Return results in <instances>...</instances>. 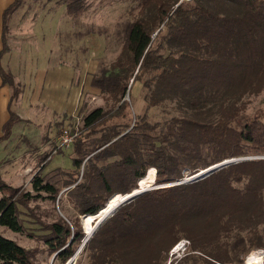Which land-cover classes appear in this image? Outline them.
<instances>
[{
	"label": "rangeland",
	"instance_id": "374dc122",
	"mask_svg": "<svg viewBox=\"0 0 264 264\" xmlns=\"http://www.w3.org/2000/svg\"><path fill=\"white\" fill-rule=\"evenodd\" d=\"M140 1L80 0L81 10L68 14L65 0H23L7 18L11 46L8 67L20 90L11 101V110L21 120L13 125L8 140L0 143V180L22 187L33 197L27 208L19 207L24 231L15 233L0 226V233L28 249L35 264H59L43 241L47 224L61 217L83 232L85 227L87 238L97 222H104L117 207L131 202L126 197L95 224L83 220L86 214L78 210L80 194L89 199L110 197L105 195L100 174L110 177L113 190L122 189L117 170L110 167L120 156L95 159L94 153H88L121 141L125 134H129L143 164L153 158L154 150H161L171 167L169 179L155 176V182L147 181L140 195L165 187H174L176 194L171 202L157 206L161 221L149 226L152 228L136 224L137 230L125 237L126 228L119 225L113 238H104L97 232L101 227L95 228V234L86 239L70 264H110V256L118 258L117 264H235L213 258H231L229 245L236 235L245 240L247 248L240 264L251 254L264 252V163L238 183L228 172L201 183L238 162L264 160V154H249L219 161L216 158L225 149L234 152L232 145L223 142L208 148L222 129L237 126L238 121L264 110V88L258 93L247 92L239 100L230 94L222 96L221 89L218 94L217 89L210 90L193 106L188 101L191 89L180 79L167 92L161 89L157 93L155 76L147 75L133 84L123 98L128 107L120 109L113 94L90 84L94 74L110 71L122 47L124 25L138 17ZM202 1L219 16L240 13L229 0ZM163 47V52L172 50L166 43ZM98 107L107 113L106 120L92 133L82 131L84 116ZM184 125L192 137L184 136ZM65 131L74 136L67 147L60 144ZM116 132L120 135L113 138ZM110 138L111 142L103 144ZM121 144L123 149H132L127 142ZM213 160L215 163L208 166ZM229 160L234 161L206 172ZM143 176L138 178L137 189ZM36 178L52 184L58 192L34 190ZM230 188L240 195L232 194ZM171 227L177 236L173 246L181 240L189 243L183 257L170 260L168 253L173 246L168 243L173 235L162 232Z\"/></svg>",
	"mask_w": 264,
	"mask_h": 264
},
{
	"label": "trees",
	"instance_id": "16d2710c",
	"mask_svg": "<svg viewBox=\"0 0 264 264\" xmlns=\"http://www.w3.org/2000/svg\"><path fill=\"white\" fill-rule=\"evenodd\" d=\"M22 1L13 0L3 11L0 77L2 83L7 84L11 89V101L18 96L20 90L12 75L2 67L1 58L8 52L7 18L20 6ZM229 1L236 5L240 13L219 16L208 9L202 0L191 2L141 0L138 17L124 25L122 47L110 71L94 74L91 78V86L101 92L113 94V97L120 103V109L128 107L129 103L123 98L131 90L133 84L143 81L147 75L155 76L153 81H155L157 93L161 92V89L167 92L172 88V83L180 79L191 89L192 94L188 101L193 106H196L201 101L200 98L210 90L217 89L216 94L222 90V96L230 94L238 97L236 100L247 92H260L264 88V0ZM65 3L68 14L81 10L80 0H65ZM164 43L168 44L169 49L172 50L163 52ZM230 73H232L231 77ZM235 77L237 78L233 80ZM219 84L221 85L218 88ZM174 92L176 90L172 93ZM106 118L107 113L101 107L91 110L83 118L82 131L92 133L94 128L102 124ZM20 120L17 114L9 110V119L2 127L0 143L10 137L13 125ZM182 133L187 138L192 137L188 125L183 126ZM118 135L120 132H116L113 138ZM128 137L129 134L122 135L121 141H113L109 146L97 151L101 147L99 146L88 153H94L95 159L114 154L119 155L120 161L113 162L110 167L117 170V178L121 181L119 184L122 185L120 191L113 190L110 177L99 175L101 185L106 191V197L115 194L105 207L107 198L92 197L89 199L82 194L78 195L79 213L89 214V216L85 215L83 220L89 221L90 224H95L108 210L122 202L126 198L123 197L125 194L137 189L139 177L144 175V178L142 177L139 181L138 191L144 189L147 181L155 182V176L158 180L171 177V167L165 163L161 150H154L153 158L143 164L141 154L136 151L135 144ZM113 138L107 139L103 144L111 142ZM123 141L131 145L132 149L128 151L121 148ZM212 141L211 144L209 143V149L219 147L223 142L230 143L234 148V152H228L225 149L222 156L216 158L219 161L249 154L253 156L264 154V110L246 117L244 121H238L237 126L222 129L218 137ZM75 142L79 143L80 140ZM214 161L208 166L214 164ZM175 162L178 163L177 160ZM262 163L264 160L241 161L210 175L201 180V183L211 181L223 172L231 173L232 180L238 183ZM75 164L80 166L81 161L75 160ZM148 167L150 168L145 173ZM32 188L51 194L58 192L52 184L47 182L43 184L40 178L32 182ZM228 190L234 195H240L239 191L232 188ZM175 191L177 190L174 187H165L135 197L129 204L117 207L113 216L103 222L104 224L97 232L105 235L104 238L108 235H112L113 238L117 236L114 233L117 226L122 225L126 228L123 234L127 237L137 230L138 225L136 224H142L143 228L157 225L161 221L157 206L167 201L171 202L176 194ZM0 194V226L15 233L23 232L19 207L27 208L33 196L30 192L24 191L22 187H13L2 180H0ZM102 221L101 219L94 227H91L87 238L95 234V228ZM135 221L137 223H134ZM45 229L48 232L47 235H43V241L50 253L55 254V259L59 264H65L73 256L86 232L85 227L83 232L80 226L61 217L47 224ZM164 230L163 235L167 233L173 235L168 243L169 247H172L177 240L173 227L170 230ZM154 246L151 254L155 251ZM229 246L231 258L228 260L218 259L217 256L215 258L212 256V258L220 263L227 261L240 264L247 251L245 240L236 235ZM117 259L110 256V264H117ZM0 264L35 263L31 260L28 249L0 233Z\"/></svg>",
	"mask_w": 264,
	"mask_h": 264
},
{
	"label": "crops",
	"instance_id": "0c3cea01",
	"mask_svg": "<svg viewBox=\"0 0 264 264\" xmlns=\"http://www.w3.org/2000/svg\"><path fill=\"white\" fill-rule=\"evenodd\" d=\"M12 2H13V0H0V50L2 49V45L1 44H2V31H3V11ZM9 41H10V39H7V44H8L9 50L1 58V65H2V67L5 70L6 69L9 70V73L10 72L12 73V70L8 67V62H9V59H10V50H11V46L9 44ZM17 60H19V58H17ZM49 82L50 83L52 82V78H51V80ZM10 96H11V89H10V87L7 84H3L2 83V79L0 77V136H1V133H2V127H3V125L9 119V110H11V100H10Z\"/></svg>",
	"mask_w": 264,
	"mask_h": 264
},
{
	"label": "built area",
	"instance_id": "2783aa9c",
	"mask_svg": "<svg viewBox=\"0 0 264 264\" xmlns=\"http://www.w3.org/2000/svg\"><path fill=\"white\" fill-rule=\"evenodd\" d=\"M183 1H186V2H189L191 0H183ZM74 139V136L70 133H68L67 131L63 132V134H61L60 136V144L62 146H69ZM188 241L187 240H181L179 242H177L170 250H169V257H170V260L171 259H177V258H181L185 255V251L187 249V245H188ZM247 258V257H246ZM246 261V259H245ZM244 261V262H245ZM168 264H170V261L168 262Z\"/></svg>",
	"mask_w": 264,
	"mask_h": 264
},
{
	"label": "bare ground",
	"instance_id": "6f19581e",
	"mask_svg": "<svg viewBox=\"0 0 264 264\" xmlns=\"http://www.w3.org/2000/svg\"><path fill=\"white\" fill-rule=\"evenodd\" d=\"M148 172V171H147ZM146 172V173H147ZM144 178V177H143ZM141 180V179H140ZM164 186H167V185H161V187H164ZM142 193V192H141ZM115 195V194H114ZM140 194H138L137 196H139ZM136 196V197H137ZM124 197V196H123ZM135 198V197H134ZM134 198H131V199H129V200H132V199H134ZM110 200V199H109ZM128 200V201H129ZM108 203V202H107ZM107 205V204H106ZM104 208V207H103ZM119 209V208H118ZM116 211V210H115ZM114 211V212H115ZM86 216H89V215H86ZM112 216V215H111ZM110 216V217H111ZM109 218V217H108ZM107 218V219H108ZM107 219H105V221L107 220ZM104 221V222H105ZM103 224V222L101 223V224H99L98 225V227H97V230H98V228L101 226ZM96 230V231H97ZM75 256H76V253H75V255H74V257L71 259V261L75 258ZM71 261H70V263H71ZM245 264H264V252H257V253H253V254H251L248 258H247V260H246V263Z\"/></svg>",
	"mask_w": 264,
	"mask_h": 264
},
{
	"label": "water",
	"instance_id": "95a60500",
	"mask_svg": "<svg viewBox=\"0 0 264 264\" xmlns=\"http://www.w3.org/2000/svg\"><path fill=\"white\" fill-rule=\"evenodd\" d=\"M233 161H234V160H229V161L223 162V163H221V164H218V165H216V166H213L212 168H210V170H207L206 172H209V171H211L212 169L218 168V167H220V166H222V165L228 164V163L233 162ZM203 173H204V172H203ZM144 192H145V191H144ZM140 193H141L140 191H138L137 189H135V190H133L131 193H129V194H125L124 197H127V198L131 199V198L136 197V196H137L138 194H140ZM113 195H114V194H113ZM113 195H111V196L107 199V201H106L104 207L106 206L107 202L109 201V199H110ZM100 210H101V209H100ZM100 210H99V211H100ZM99 211H98L97 213H99ZM87 215H89V214H87ZM85 235H86V234H85ZM85 242H86V236L84 237V239H83L81 245L79 246V248H78L76 251H79L80 249H82L83 246L85 245ZM76 251H75V253H77ZM75 253H74L73 256L68 260V262H67L66 264H70V261H71V259L74 257Z\"/></svg>",
	"mask_w": 264,
	"mask_h": 264
}]
</instances>
